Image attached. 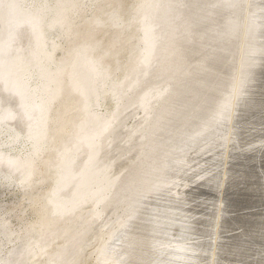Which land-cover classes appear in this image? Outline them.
I'll return each instance as SVG.
<instances>
[{
  "label": "bare ground",
  "instance_id": "1",
  "mask_svg": "<svg viewBox=\"0 0 264 264\" xmlns=\"http://www.w3.org/2000/svg\"><path fill=\"white\" fill-rule=\"evenodd\" d=\"M256 4L0 0V186L18 191L0 201V264H264ZM219 137L201 183L219 196L191 221L178 180Z\"/></svg>",
  "mask_w": 264,
  "mask_h": 264
},
{
  "label": "rangeland",
  "instance_id": "2",
  "mask_svg": "<svg viewBox=\"0 0 264 264\" xmlns=\"http://www.w3.org/2000/svg\"><path fill=\"white\" fill-rule=\"evenodd\" d=\"M256 6H258V7H264V0H257V4H256ZM263 15H264V13H262ZM260 15V16H263V15ZM258 25H260V20H258ZM255 40V39H254ZM262 41H264V39H261ZM259 56H261L260 55V53H255V55H251V53H249L248 54V58H249V60L251 61V63H253V61H254V59H257ZM261 57H264V56H261ZM249 65H251L250 63H249ZM248 65V66H249ZM119 66L120 65H118V68H119ZM248 66H247V68H248ZM255 70H257L256 71V73L253 75V78H255V81L257 82L259 79H260V77L262 76V77H264V67H262V66H256V69H253V71H255ZM258 70H260V71H258ZM118 72H120L119 70H118ZM258 72V73H257ZM245 77H248V76H246L245 75ZM243 82H245V81H243ZM255 83V82H254ZM254 83H252V84H254ZM243 84V83H242ZM244 86V85H243ZM155 89H161V88H155ZM154 89V90H155ZM198 114H201V113H197V116H198ZM209 119H211V117H209ZM212 124H214V122H212ZM237 130V129H236ZM236 130H235V132H236ZM236 133H234L233 135L234 136H232L233 138H236V137H238L239 138V136H237V135H235ZM220 139H216V144H213V147L215 148L212 152L210 151V152H208V151H205L204 153H202L201 154V157L202 158H204V159H206L207 161H205V160H200V159H197L198 157H196L195 156V153H191V155H190V157H192V162H190V164H189V166H190V169L188 170V172L190 173L189 175H188V177H181V178H179V180H178V182L179 181H183V180H190V181H188V182H194V186L195 187H190V184L188 183V186L186 187V190H185V193H186V198H188V201H189V204L187 205V209L191 212H193L194 213V215L191 217V221L192 220H196V219H199V218H201V217H203L204 216V214L206 213V212H210L209 210H210V208H213L212 207V203H213V200L216 198V197H218L219 196V192H218V195L217 196H215V197H212V195H211V193H207V190L204 188V187H202L201 186V183L204 181V180H206L210 175H212V174H214V173H216V170H211L210 172H208V173H206V176H205V174L203 173L204 172V170H208V169H210V165L209 164H211V160H210V158L212 157V155H215V154H217V151H218V149L217 148H219V146H220V141H221V139H222V137H219ZM199 139V138H198ZM239 140V139H238ZM200 154H197V156H199ZM206 155V156H205ZM197 161H200L201 162V166H202V168L201 169H197L196 168V166H195V163L197 162ZM260 161V160H259ZM205 162V163H204ZM246 162L248 163V165L249 166H245V164H246ZM242 164H244L243 166H244V168H246V169H248L249 171L251 170V169H253L256 173H258V174H260V170L262 169V167H261V164L260 163H256V162H251V161H248V159L246 160V158H244V160L242 161ZM194 165V166H193ZM234 165H235V163H234ZM253 165H255V167L253 166ZM236 166V165H235ZM237 167V166H236ZM218 169V168H217ZM220 169V168H219ZM218 169V170H219ZM259 169V170H258ZM248 170H246V171H248ZM212 172V173H211ZM244 172V171H243ZM211 173V174H210ZM245 173V172H244ZM255 173V174H256ZM197 174V175H196ZM199 175V176H198ZM196 176H198L197 178H196ZM199 179V180H198ZM197 181V182H196ZM46 186H48L49 187V185H46ZM45 186V187H46ZM249 188H246V190L248 189V190H250L251 191V193H240V191H238L237 193H235L236 195H234V196H236V197H238V198H240V202L241 203H245V201H249L250 199H251V196L252 195H256V193H259V191H256L257 189H260V188H256L255 189V187H254V185H247ZM12 187H14V184H12V186H10V187H8L7 186V184H5V185H1L0 186V201H3V202H6L7 200H9V199H13L14 198V196H12V192H14V193H16V192H18V191H10L11 190V188ZM45 187H43L44 188V190H42V192H44L46 189H47V187L45 188ZM259 187V186H258ZM237 188V190L238 189H241V188H238V187H236ZM254 189H255V191H254ZM195 191V192H194ZM215 192V191H214ZM195 193V194H194ZM262 193V192H261ZM239 194H241L240 196H238ZM222 195H223V191H222ZM262 195L264 196V190H263V193H262ZM243 197V198H242ZM13 200H15L16 201V199L14 198ZM224 202H225V204H226V200H224ZM7 204V206H9V207H12V204L11 203H6ZM84 207V206H83ZM86 207V206H85ZM226 208V207H225ZM234 208V207H233ZM233 208H232V211H228V213L227 214H225V216L227 217V216H233V215H235V214H239L238 212H237V210H233ZM236 208V207H235ZM241 209H243L242 211L243 212H241L240 213V215L241 216H250V215H248L249 214V212H251V211H254L255 209H246L245 207H240ZM88 209H91L90 208V206L88 207ZM261 210H264V206L263 207H261L260 208ZM191 212V213H192ZM226 212V211H225ZM90 214H94V212L93 211H91V212H89L88 213V215H90ZM247 214V215H246ZM197 215V216H196ZM252 216H254V215H251V217ZM256 216V215H255ZM261 216V215H260ZM87 217V216H86ZM257 218V220L259 219V216H256ZM254 218V217H253ZM251 221H253L252 220V218L250 219ZM254 222V221H253ZM255 223H257V222H255ZM260 225H262V224H260ZM262 227H263V225H262ZM239 232V230L238 229H235V230H233V231H230V229H228V228H226V229H224V231H223V234L222 235H220V232H219V234H218V236H217V243L220 241V245H221V251H222V247H223V245L224 244H226L228 241L227 240H229V238L232 236V235H234V234H236V233H238ZM226 239V240H225ZM65 241L66 240H64V238H62V239H60L59 241H58V243H57V245L54 247V250L53 251H55V250H57V249H60V248H58V246H62V244H64L65 243ZM213 242V241H212ZM93 243H94V241H93ZM92 243V247H94L93 249H95V247H97V243H94L93 244ZM96 244V245H95ZM78 245H79V243H78ZM92 247H91V244L90 245H88L87 247H83V249H82V253L84 254L86 251L88 252V251H91V249H92ZM218 247V246H217ZM228 247H229V245H228ZM82 264H95V260H94V254H92V255H90V256H88V257H86L85 258V260H84V262L82 263ZM238 264V263H237Z\"/></svg>",
  "mask_w": 264,
  "mask_h": 264
}]
</instances>
